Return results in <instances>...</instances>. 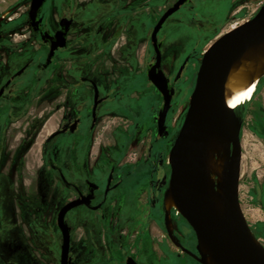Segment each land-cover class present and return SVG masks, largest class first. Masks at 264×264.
I'll use <instances>...</instances> for the list:
<instances>
[{"label": "rangeland", "instance_id": "rangeland-1", "mask_svg": "<svg viewBox=\"0 0 264 264\" xmlns=\"http://www.w3.org/2000/svg\"><path fill=\"white\" fill-rule=\"evenodd\" d=\"M175 1L47 0L42 8L45 22L52 27L57 26L58 18L64 11L72 15L74 21L68 39V49L61 53V64L57 57L55 63L43 73V80L34 91L32 102H40L37 98L47 95L51 90H61L62 83H65V87L74 89L65 91L67 100L75 106H81L84 111H89L92 87L80 78L97 81L101 91L113 93L114 99L101 109L92 132L87 134L86 138L81 135L76 141L86 145L89 166L97 164L100 167L105 164L103 166L107 165L108 168L111 165L120 168L117 163L121 162V168L127 169L138 165L139 172L132 181L136 184L137 197L133 198L121 213L118 212V202V205L115 204L112 208L107 206V221L102 224L106 253L103 257L94 254L90 264H123L120 256L122 254H130L141 264H200L195 250L194 233L179 214H175V211L166 213L173 225L172 233L167 235L158 228L160 216L149 209L147 203L149 175L159 157L168 155L182 124L202 49L205 47V53L228 29L251 19L264 4V0H191L190 4L183 6L167 19L158 36L162 43L161 68L172 80L180 64L185 58L187 61L175 84V93L166 118L167 130L158 138L156 117L162 97L147 79L144 66L152 61L154 56L148 43V35L158 18ZM29 4L30 0H0V32L3 35L0 42V59L4 61L7 56L11 58L15 55L24 59L32 53L17 50L28 44ZM122 7L126 8L123 12L131 13L130 19L138 20L140 31L135 33L141 39L139 45L130 47L136 57L129 60L128 66L125 65L124 74L119 76L120 70L112 68V61L108 60L112 45L105 41L116 22V11L120 12ZM7 11L9 13L3 16ZM95 24H99L98 28L102 30L103 36L94 35L93 29L97 28ZM36 41L39 43L38 38ZM96 51H100L97 56ZM27 91L29 92L20 90V96H17L19 98L15 102H24L21 96ZM56 102L57 99L48 101L50 105ZM238 107L233 111L241 122L238 200L253 237L264 249V75L260 77L253 97L240 103ZM43 123V132L38 136L34 134L28 143L30 148L26 161L30 167L40 164V147L47 132L54 128L55 116L47 115ZM150 162H153L152 166ZM164 188L165 186L161 188V199L158 202L161 212L159 215L164 212ZM115 228L118 230L113 232ZM80 231L77 228V233L73 234L76 247L83 241V237H79ZM112 233L114 237H110ZM117 234L122 236V242L114 245L111 242ZM173 245L177 249L176 252L172 249ZM182 248L187 252L183 254ZM87 251L85 248L83 252ZM81 256L84 258L86 255L83 253Z\"/></svg>", "mask_w": 264, "mask_h": 264}, {"label": "flooded vegetation", "instance_id": "flooded-vegetation-1", "mask_svg": "<svg viewBox=\"0 0 264 264\" xmlns=\"http://www.w3.org/2000/svg\"><path fill=\"white\" fill-rule=\"evenodd\" d=\"M190 3L191 0H188L175 13ZM96 9L97 7L94 8L95 11ZM123 11H126V8L122 7L120 12L116 11V22L105 41L108 45H112L108 53V60L112 61V68L120 70L119 76L124 74L125 65L128 66L129 60L136 57L130 47L139 45L141 39L135 33L140 31L138 20L130 19L131 13ZM8 13L9 11L5 12L3 16ZM39 18L41 21L35 29L30 26L28 19V44L17 49L25 53L32 52L29 53L30 56L22 59L13 55L11 58L7 56L5 61L0 59V264H60L61 231L57 225V217L66 204L85 198H88L87 203L84 202L73 207L64 214V222L69 228L68 256L70 264H90L89 261L94 254L103 257L106 253L103 246L105 232L102 224L107 221V206L110 205L112 208L119 203L118 212L121 213L124 207L137 197L136 184L132 181L139 172L138 165L127 169L121 168L123 165L121 162L117 163L120 168L113 165L108 168L107 165L103 166L105 164H101L100 167L97 164L89 166L86 145L78 144L76 141L81 135L86 138L87 134L92 132L100 117L101 109L114 99L113 93L101 91L97 81L85 77L80 78L82 82L92 87L89 111H84L81 106H75L67 100L65 91L74 89L69 86L65 87V83H62L61 90H51L47 95L37 98L40 102H32L34 91L43 80V73L55 63L57 57L61 64V53L68 49V39L74 21V17L66 11L59 16L57 26L52 27L45 22L42 9ZM62 18L71 20L65 37L66 45L63 48L55 49L47 64L52 41L47 39L45 42L41 36L45 33L53 36L60 29L59 21ZM238 25L231 27L226 32ZM96 26L97 28L93 29L94 35L103 36L102 30L98 28L99 24H95ZM151 32L148 35L150 45ZM159 32L156 35L158 42H160ZM0 35L1 42L3 37L1 32ZM36 38L39 39V43ZM8 45L11 46V44ZM204 48L201 51V56L204 54ZM99 53L100 51H96L95 56ZM153 61L154 56L153 60L144 66V72ZM172 81L173 79H170V82ZM91 82L96 85L98 92V103L94 111L95 99ZM176 82L173 84L174 90ZM20 90H29V92L27 91L21 96L24 102H15L19 98L17 96H20ZM51 99H57V102L50 105L48 101ZM51 111L53 113H50ZM49 114L55 116L54 128L47 132L41 144L38 154L40 164L30 167L29 162L26 161L30 148L28 143L34 134L38 136L43 132L45 127L43 119ZM29 116L31 117L29 118ZM149 157L148 155V159ZM167 159L168 155L166 157L161 155L154 166H152L153 162H150L153 169L149 175L150 185L147 189L148 208L158 217L160 216L157 226L166 234L172 233L167 228L170 216L166 213L175 211L177 214L175 209L167 211L163 207L164 212L159 215L158 202L161 199V188L165 186L166 192L168 187L170 170ZM61 198H63L62 201ZM111 201L114 202L111 203ZM116 225L118 226V222ZM77 228L81 230L79 237H83V241L79 242L76 247L73 242V234L77 233ZM116 229L118 230L115 228L113 232ZM110 237H114L113 233L110 234ZM121 242L122 236L117 234L111 243L117 245ZM85 248L88 250L87 252H83ZM172 249L177 251L174 245ZM83 253L86 255L84 258L81 256ZM120 256L123 264H126L129 257L137 264H141L130 254ZM100 264L105 263L100 262Z\"/></svg>", "mask_w": 264, "mask_h": 264}, {"label": "water", "instance_id": "water-1", "mask_svg": "<svg viewBox=\"0 0 264 264\" xmlns=\"http://www.w3.org/2000/svg\"><path fill=\"white\" fill-rule=\"evenodd\" d=\"M188 0H177L159 18L152 29L150 40L154 61L146 68V77L162 97V104L156 117L157 137L167 127L166 115L175 90L173 84L179 79L187 58L170 82L161 69V43L157 33L165 20ZM46 0H30L28 19L34 29L41 21L39 14ZM70 19L59 21L60 29L53 35L45 33L43 41H52L47 64L54 50L66 45ZM264 37V5L248 21L218 37L201 56L196 72L193 90L188 100L182 124L169 150L168 188L179 216L188 224L196 238L218 264H264V249L253 237L243 216L238 200L241 164L240 129L241 122L226 108L224 86L232 63L243 51ZM1 38V35H0ZM94 90L93 111L98 103L97 87ZM209 137H216L228 144V153L222 174L224 215L219 217L213 208L209 184L205 175V151ZM87 199H78L66 204L59 212L57 225L61 231L60 264H70L69 228L64 214ZM183 252H187L182 248ZM198 254V253H197ZM206 264L202 256L197 258ZM126 264H137L128 258Z\"/></svg>", "mask_w": 264, "mask_h": 264}, {"label": "bare ground", "instance_id": "bare-ground-1", "mask_svg": "<svg viewBox=\"0 0 264 264\" xmlns=\"http://www.w3.org/2000/svg\"><path fill=\"white\" fill-rule=\"evenodd\" d=\"M264 75V37L247 47L243 53L232 63L224 86V101L226 108L233 112L240 103L250 100L255 91L260 77ZM228 144L216 137H209L205 151V175L208 180L213 208L221 218L224 215L222 174L225 166V158L228 153ZM168 161V159H167ZM165 210H178L166 190L163 198ZM169 232L173 231V225L168 222ZM257 244L259 242L255 239ZM195 250L202 256L206 264H218L201 244H196Z\"/></svg>", "mask_w": 264, "mask_h": 264}]
</instances>
